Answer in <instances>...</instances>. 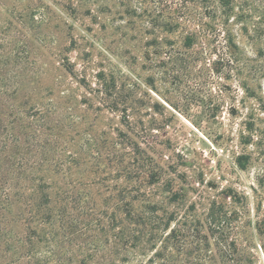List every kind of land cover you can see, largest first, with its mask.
<instances>
[{"label": "rangeland", "instance_id": "obj_1", "mask_svg": "<svg viewBox=\"0 0 264 264\" xmlns=\"http://www.w3.org/2000/svg\"><path fill=\"white\" fill-rule=\"evenodd\" d=\"M0 4L34 28L35 102L57 123L82 238L124 235L128 209L153 206L171 220L160 264H264V0ZM195 227L211 255L163 241ZM121 256L143 264L150 249Z\"/></svg>", "mask_w": 264, "mask_h": 264}, {"label": "trees", "instance_id": "obj_2", "mask_svg": "<svg viewBox=\"0 0 264 264\" xmlns=\"http://www.w3.org/2000/svg\"><path fill=\"white\" fill-rule=\"evenodd\" d=\"M18 15L16 19L14 7L3 10L0 4V264H116L126 261L122 252L137 247L150 249L143 264L164 263L169 258L156 245L171 220L157 215L153 206L146 214L132 215L128 209L120 237L82 238L89 228L81 210L72 206L73 193L63 188L70 173L64 170L67 160L61 155L57 123L51 126L35 102L45 71L35 59L39 50L30 36L34 28ZM218 217L212 203L205 218L209 231ZM197 233L196 227L185 236L171 230L163 241L172 238L177 244L178 238H186L194 252L201 246L210 252L208 236Z\"/></svg>", "mask_w": 264, "mask_h": 264}]
</instances>
